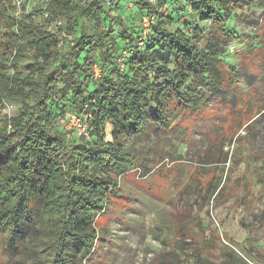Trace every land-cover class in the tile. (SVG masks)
<instances>
[{"label":"trees","instance_id":"obj_1","mask_svg":"<svg viewBox=\"0 0 264 264\" xmlns=\"http://www.w3.org/2000/svg\"><path fill=\"white\" fill-rule=\"evenodd\" d=\"M103 1L113 7L105 9ZM198 1L206 7L199 11L196 30L214 27L217 32L203 49L191 43L185 15L169 12L176 0L155 5L148 0H45L23 16L11 12V1L0 0V229L9 231L7 247L16 248L18 236L28 237L27 250L40 255L35 264L71 263L91 251L98 237L96 216L118 187L116 178L136 162L129 140L168 131L177 112L199 111L220 91L225 49L218 47L219 40H235V19L247 21L245 10L254 3L264 19V0ZM43 8L50 20L61 19L57 32L40 20ZM112 9L129 11L133 20L112 15ZM134 13L137 23L155 13L141 46L142 27ZM87 20L103 23L98 35L88 32ZM117 25L121 51H127L123 67L115 41L105 40ZM63 31L72 41L66 50L57 36ZM227 69L228 77L237 78L236 68ZM7 100L19 102L16 115L1 113ZM86 104L92 113L88 138L70 137L57 127L69 114L84 112ZM106 123L110 140L104 138ZM190 258L192 264H212L200 250Z\"/></svg>","mask_w":264,"mask_h":264},{"label":"rangeland","instance_id":"obj_2","mask_svg":"<svg viewBox=\"0 0 264 264\" xmlns=\"http://www.w3.org/2000/svg\"><path fill=\"white\" fill-rule=\"evenodd\" d=\"M197 1L176 0L169 12L185 15L187 29L193 32L191 43L203 49L217 32L214 27L203 33L196 30L199 11L206 7ZM44 2L25 0L11 12L27 15ZM197 3L199 9L195 10L192 5ZM101 4L107 10L113 7L108 1ZM131 7L128 2L127 8ZM123 11L112 9L111 13L125 20L130 18L129 11ZM262 11L256 3L250 5L245 10L247 21L235 19L236 28L231 32L238 33L232 37L235 40L228 36L219 40L218 47L225 49L220 54L225 60L221 68L224 81L201 110H181L168 131H149L138 141L129 140L136 162L116 178L118 187L110 194L103 212L96 216L98 237L94 246L89 252L77 254L73 263L64 264H192L190 257L199 250L212 264H264ZM137 15L132 16L136 25L140 24ZM40 20L48 30L57 32L56 25ZM101 24L86 21L88 32L94 35L102 30ZM199 24L202 27L203 23ZM114 29L105 40L115 41L116 57H120V27ZM167 29H172L169 23ZM63 34L57 36L61 49L66 50L72 41ZM97 55L93 56L97 59ZM124 59L117 62L122 67ZM229 66L238 70L237 78L228 77ZM19 107L18 101L7 100L1 113L13 116ZM108 126L111 127L106 123L104 127L106 140H110L106 135ZM57 127L70 137L76 134L74 124L68 120ZM8 233L0 229V264H35L40 255L27 250L29 238L18 236L19 244L10 248L6 242Z\"/></svg>","mask_w":264,"mask_h":264},{"label":"built area","instance_id":"obj_3","mask_svg":"<svg viewBox=\"0 0 264 264\" xmlns=\"http://www.w3.org/2000/svg\"><path fill=\"white\" fill-rule=\"evenodd\" d=\"M5 1V0H3ZM12 2V5L17 8H19L23 1L25 0H8ZM29 1V0H27ZM41 3L45 0H40ZM151 4L155 5L157 0H148ZM131 5V4H130ZM44 20H50V14L48 13V11L46 9H42L41 12V19ZM155 20V13H152L150 15L146 14V15H142L140 23H141V27H142V38L139 40L138 45H142V41L145 37L146 31L148 30L149 26L151 23H153V21ZM50 24L56 25V27L58 28L59 26H61V19H54V20H50ZM63 33H65V35L63 34V36L67 37L69 39H71V35L67 34L65 31H63ZM122 55L120 57H118V62L124 59L125 54H127V51H122ZM120 62V63H121ZM93 71H94V77L97 78L100 76V70L99 68L95 65L93 67ZM91 117H92V113L88 110V105L86 104L84 107V112L80 113V114H69L67 120L70 123H73L75 126V132L77 135H81L83 137H89V128H90V123H91Z\"/></svg>","mask_w":264,"mask_h":264}]
</instances>
